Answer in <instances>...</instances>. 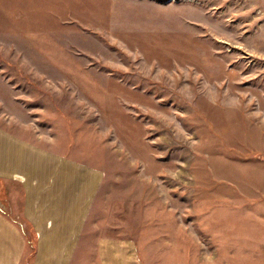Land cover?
<instances>
[{"label": "rangeland", "instance_id": "1", "mask_svg": "<svg viewBox=\"0 0 264 264\" xmlns=\"http://www.w3.org/2000/svg\"><path fill=\"white\" fill-rule=\"evenodd\" d=\"M0 264H264V0H0Z\"/></svg>", "mask_w": 264, "mask_h": 264}]
</instances>
